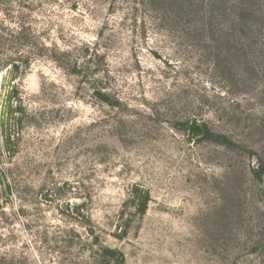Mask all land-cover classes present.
Masks as SVG:
<instances>
[{
	"label": "rangeland",
	"instance_id": "374dc122",
	"mask_svg": "<svg viewBox=\"0 0 264 264\" xmlns=\"http://www.w3.org/2000/svg\"><path fill=\"white\" fill-rule=\"evenodd\" d=\"M162 1L0 0V264H264V61L191 29L264 0Z\"/></svg>",
	"mask_w": 264,
	"mask_h": 264
},
{
	"label": "trees",
	"instance_id": "16d2710c",
	"mask_svg": "<svg viewBox=\"0 0 264 264\" xmlns=\"http://www.w3.org/2000/svg\"><path fill=\"white\" fill-rule=\"evenodd\" d=\"M183 16L185 15H180V18L178 17V20H185ZM247 16L252 17L249 20V24L252 21H256L255 18L257 16H259L260 18V15H228L227 16V18H231L233 26L240 28L241 33L246 32L245 37L243 36L236 41L233 40V35L235 34L234 31L232 33L226 32V35H219V36L217 35L216 33L217 30H215V24L218 19L222 20L223 15H194L192 17L193 24L191 25V29H193L194 33L197 31H200L202 32L203 35H207L209 37V40L205 41L204 43L210 45V47L214 45L217 46L218 40L220 39V37L224 38L223 41L226 42L228 46H231L233 50L238 51L237 53L242 52L241 55H243V60H244L243 64L247 66V69L249 72L255 73L256 67L253 61H250L249 58L246 56L247 50H249L250 46H255L257 48V53H259L258 59L264 61V42H262L261 39H258L257 36L255 35L256 31H254L253 25H249L248 22L245 21V18ZM191 29H188L187 31H190ZM244 42L245 44L243 46ZM246 46H248V48H245ZM98 96L103 101L111 104L112 100L110 96H108L107 94L99 93ZM181 126L185 132L189 133L192 136L198 137L202 141H211V142H215L219 145H224L227 147H233V148L238 147L236 143L229 140L225 136L214 133L211 130V128L202 121H197L195 119L190 122L184 123ZM254 174L258 180H262L264 176V164L263 163H261L259 170L257 172L255 171ZM100 257L102 258L104 262L110 261L116 264H125L123 255L109 248H104V247L101 248Z\"/></svg>",
	"mask_w": 264,
	"mask_h": 264
}]
</instances>
